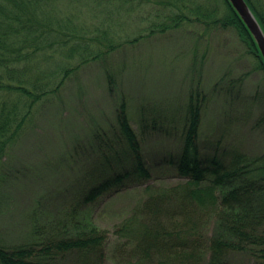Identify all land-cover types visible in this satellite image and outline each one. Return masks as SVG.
<instances>
[{"label": "trees", "instance_id": "16d2710c", "mask_svg": "<svg viewBox=\"0 0 264 264\" xmlns=\"http://www.w3.org/2000/svg\"><path fill=\"white\" fill-rule=\"evenodd\" d=\"M246 1L264 31V0ZM147 3L164 6L163 21L148 29L141 25L132 37L126 25ZM185 23L205 31L234 30L245 55L255 61L254 70L264 75L258 44L229 0H0V219L16 183L14 149L38 108L59 96L76 70L113 58L156 29L166 32ZM105 76L112 91L117 77L110 70ZM245 80V74L223 78L215 87L234 96ZM206 99L200 86L191 91L189 110L177 112L184 143L154 163L186 178L185 184L150 194L116 227L114 240L91 221L88 209L101 197L153 177L122 100L111 133L92 128L98 157L64 183L67 208L43 220L35 207L23 238L0 239V264H62L70 255L77 264H105L108 252L127 264H230L228 257L236 252L264 264V154L251 156L222 141L204 149L201 102ZM211 219L216 227L209 235Z\"/></svg>", "mask_w": 264, "mask_h": 264}, {"label": "rangeland", "instance_id": "374dc122", "mask_svg": "<svg viewBox=\"0 0 264 264\" xmlns=\"http://www.w3.org/2000/svg\"><path fill=\"white\" fill-rule=\"evenodd\" d=\"M140 10L126 25L132 37L141 25L148 29L155 21L162 23L166 14L164 6L153 3ZM244 49L232 29L205 31L200 25L185 23L166 32L156 29L139 43L126 44L113 58L76 70L59 96L38 108L29 132L14 149L11 172L16 183L9 195L10 205L0 219V239L15 242L23 238L33 223L35 207L40 206L43 220L67 208L64 183L76 175L77 167L86 169L98 157L92 145V128L98 125L111 133L109 125L115 121L122 100L127 103L153 177L105 195L89 207L91 221L107 230L113 240L116 227L150 194L186 183L187 179L171 168L154 163L161 154L180 150L184 142L177 116L189 110L186 102L199 86L207 96L201 102V146L206 149L222 141L240 145L251 156L264 154V123L257 124L264 113V75L254 70L255 61ZM106 70L117 77L112 91L107 86ZM244 74L246 80L238 84L240 92L234 96L215 87L223 78L227 82ZM204 186V182L199 185ZM215 227V219H211L207 233L212 235ZM228 259L230 264L257 263L246 253H231ZM76 261L70 255L62 264ZM105 264L127 262L108 252Z\"/></svg>", "mask_w": 264, "mask_h": 264}, {"label": "water", "instance_id": "95a60500", "mask_svg": "<svg viewBox=\"0 0 264 264\" xmlns=\"http://www.w3.org/2000/svg\"><path fill=\"white\" fill-rule=\"evenodd\" d=\"M258 44L264 59V31L246 0H229Z\"/></svg>", "mask_w": 264, "mask_h": 264}]
</instances>
